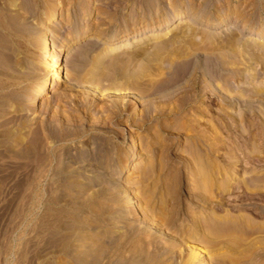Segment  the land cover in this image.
I'll return each instance as SVG.
<instances>
[{
	"label": "rangeland",
	"instance_id": "rangeland-1",
	"mask_svg": "<svg viewBox=\"0 0 264 264\" xmlns=\"http://www.w3.org/2000/svg\"><path fill=\"white\" fill-rule=\"evenodd\" d=\"M52 1L0 0V264H183L199 240L184 230L202 211L247 221L242 264H264V58L247 54L264 41V0H60L49 22ZM42 27L58 82L56 64L40 61ZM149 58L160 72L133 83ZM135 132L145 160L119 175ZM228 240L206 248L220 260L192 264H231Z\"/></svg>",
	"mask_w": 264,
	"mask_h": 264
},
{
	"label": "bare ground",
	"instance_id": "bare-ground-1",
	"mask_svg": "<svg viewBox=\"0 0 264 264\" xmlns=\"http://www.w3.org/2000/svg\"><path fill=\"white\" fill-rule=\"evenodd\" d=\"M97 1H100V0H96V2ZM93 2H95V1H93ZM193 3V2H192ZM58 4H61V1L60 0H53L52 1V3L50 4V8L46 11V13H45V17H47V21H49L50 22V20H51V18L56 14V11H57V7H58ZM95 4V3H94ZM153 5V1H151L150 2V4H149V7L151 8V7H153L152 6ZM91 9V8H90ZM153 9V8H152ZM232 10V9H231ZM89 11H91V10H89ZM180 16H182V12H179L178 10L177 11H174L172 14H170L169 16L167 15V16H165L163 19H162V21H164L165 23H169V21L170 20H172V19H175V17L177 18V17H180ZM197 18V17H196ZM217 18H220V17H216V18H214V19H209L208 21H207V23L208 24H215L217 21H214V20H216ZM200 19V18H199ZM252 19V18H251ZM193 20V19H192ZM218 20V19H217ZM185 22V24H182V25H185L186 26V28H187V25L186 24H188V23H190V20H184ZM178 22H180V21H178ZM13 23V22H12ZM192 23V22H191ZM218 24H219V22H218ZM217 24V25H218ZM150 24L149 23H146V24H142V25H138L139 27H136L135 29H133L132 30V32H127L125 29V31H123V32H125V33H123V32H121V33H113L111 36H108V38L109 39H113L114 37H124L125 36V38H127L131 33H134L132 36H138V34H139V31L140 30H142V31H144L143 30V28L145 29V28H147V26H149ZM170 25V24H169ZM179 25V24H178ZM177 25V26H178ZM263 25V24H262ZM21 26V25H20ZM184 26V27H185ZM192 26V25H191ZM150 27V26H149ZM50 27H42V29H41V31H40V35H39V43H40V46L43 48V51H44V53H45V55L43 56V59L42 60H40V61H42V63H45V64H47V63H51V64H53V65H55L54 66V68H53V71H52V76H51V81L52 82H58L59 81V76H60V73H61V65L60 64H57V62H58V56H52V57H48L50 54H53L54 52H51L50 50L52 49V47L53 46H50V43H49V40H48V37H47V31H48V29H49ZM133 28V27H132ZM177 28V27H176ZM175 28V29H176ZM185 28V29H186ZM188 28H189V26H188ZM13 29V28H12ZM175 29H174V31H175ZM262 29H264V25L263 26H260L259 27V30H262ZM186 30H188V29H186ZM209 30V29H208ZM208 30H207V32H208ZM222 29H220V31H221ZM87 31H89L88 29L87 30H85L83 33H86ZM172 31V30H171ZM170 31V32H171ZM173 31V32H174ZM212 31V30H211ZM227 32V33H232V35L231 34H229V35H231L230 36V39H229V43H235V41H237V39H235V37L237 38V35H236V33H235V31H234V29H233V26H231V25H226L225 26V28L221 31V32ZM137 32V34H135ZM173 32L171 33V34H173ZM241 32V31H240ZM262 32H264V31H262ZM83 33H76V34H74L70 39H67L68 41H65V42H63L62 44H61V46L62 47H64V50L65 49H68V48H70V46L75 42V40L76 39H78V37H82V35H83ZM142 33V32H141ZM157 34V33H156ZM167 34V33H166ZM149 36V35H148ZM156 36V35H155ZM183 36V35H182ZM130 37H131V35H130ZM150 37V36H149ZM177 38V37H176ZM131 39V38H130ZM156 39H158V38H156ZM255 37H253V36H249V37H247V40H246V42L248 43V44H250V42H252L253 41V43L255 42ZM135 41L136 40H139L138 38L137 39H134ZM258 40V39H257ZM80 41H81V39H80ZM169 41H171V40H167V41H165V42H163V46H166L167 44H168V42ZM43 42L45 43V45L43 46ZM55 42V41H54ZM264 41H262V43H256L255 45L256 46H258V47H260V48H262V50H263V47H264V43H263ZM53 45V44H52ZM105 46V45H104ZM256 46H255V48H256ZM107 47V46H106ZM40 48V47H39ZM74 48V47H73ZM254 48V45L253 46H250L249 48H248V51H247V54H249V55H251V58H256V57H262V58H264L263 57V51H258L257 49H255ZM259 48V49H260ZM78 49V48H77ZM41 50V49H40ZM53 50V49H52ZM236 50V49H235ZM43 51H42V53H43ZM50 51V52H49ZM79 51V50H78ZM238 51V50H237ZM41 53V52H40ZM137 53V52H136ZM200 54V53H199ZM42 55V54H41ZM59 55V54H58ZM190 55V54H189ZM218 57H224V54L221 52V53H219V54H216ZM234 55H236V53H234ZM216 56V57H217ZM39 57H40V55H39ZM87 57H88V55H87V52H81L80 54H79V57L74 61V65H73V70H75V72H78V70H79V67H80V65L87 59ZM152 58H153V55L151 56ZM188 57V56H187ZM216 57H213L212 55H207L206 56V63L208 64V66L211 68V69H215L216 68V66H218V65H216ZM217 57V58H218ZM222 57V58H223ZM68 58V57H67ZM152 58H149L148 60H146V62L141 66V68L139 69V70H137L135 73H132V75H130V78L132 79V82L133 83H137L138 84V82L140 83L141 81L140 80H143V78H145L146 76H154V75H157L159 72H157L158 70H157V67L155 68V66H154V64L152 63ZM168 59V58H167ZM192 59V58H191ZM218 60V59H217ZM138 61V60H137ZM195 61V60H194ZM132 62V61H131ZM41 63V62H40ZM222 64V63H221ZM42 65H44V64H42ZM42 67V66H41ZM189 68V62H185V63H183V65L179 68L180 69V71L178 72V73H180L181 71H186L187 69ZM102 69V68H101ZM157 70V71H156ZM216 70V69H215ZM219 70V69H218ZM104 73V72H103ZM102 73V74H103ZM213 73V72H212ZM219 72H217V74H218ZM63 74V73H62ZM216 74V75H217ZM221 74V73H220ZM217 77V76H216ZM155 78V77H154ZM224 79H223V81L225 82V79H226V77H223ZM40 80V79H39ZM146 80V79H145ZM95 81H96V79H95ZM150 81V80H149ZM59 83H61V82H59ZM133 83H131V84H133ZM38 87L36 88V90H35V93H34V95L30 98V100H31V103H33V102H35L36 100H37V98L39 99V97H40V95H41V93L46 89V88H48L49 86H50V84L48 83V81H47V78L46 79H41L40 80V82H38ZM224 86V85H223ZM226 86V85H225ZM221 89H222V87H221ZM48 90V89H47ZM185 99V98H184ZM38 101V100H37ZM43 101H41V103H42ZM40 103V104H41ZM145 105H147V104H145ZM148 107V106H147ZM150 107V106H149ZM148 107V108H149ZM34 110V109H33ZM32 111V110H31ZM34 112V111H33ZM36 112V111H35ZM34 112V113H35ZM194 123V122H193ZM192 124V123H191ZM190 124V125H191ZM220 125V124H219ZM139 133H133L132 134V141H131V144H130V148H131V154H129L127 157L125 156V157H123L122 158V160H121V162H120V164L118 165V167H120L121 168V170L119 171V175H120V173H121V171H123V170H130L131 169V164L133 163V161L134 160H136L138 157L140 158V157H142L141 155H142V153L140 152V156L138 155L137 156V153H138V150L139 149H141L142 147H143V142H142V137H140V139H141V145H140V143H138V141H139ZM104 144H105V147L106 146H109L110 145V142H108V141H105L104 142ZM103 146V145H102ZM107 148V147H106ZM109 148V147H108ZM108 148L106 149V151L105 152H101L102 154H101V160H103L104 158L105 159H107L109 156H110V158H111V155H109V152H111V151H109L108 150ZM143 149V148H142ZM142 151V150H141ZM98 154H100V153H98ZM98 156V155H97ZM100 156V155H99ZM130 157L132 158V159H130ZM109 158V159H110ZM130 159V160H129ZM144 160H145V158L144 157H142L141 158V160H137V162H136V166L135 167H137V166H140L141 164H143L142 162H144ZM101 162V161H100ZM102 163V162H101ZM149 163V162H148ZM149 165V164H148ZM116 166V165H115ZM124 166V167H123ZM134 167V168H135ZM147 167V166H146ZM146 167H144L143 169L144 170H147V168ZM117 169V168H116ZM133 169H131V171H132ZM145 172V171H144ZM148 173H150L149 172V169H148V171H146V174H148ZM145 174V175H146ZM214 175V174H213ZM143 177H142V175H141V177H140V179H142ZM213 177H211V179H212ZM214 178H215V176H214ZM139 179V180H140ZM127 180V179H126ZM129 181V180H128ZM124 183V182H123ZM122 183V184H123ZM170 184V183H169ZM246 184H247V182H246ZM123 186H126V184H123ZM248 186V185H247ZM165 187V186H164ZM220 187V186H219ZM218 187V188H219ZM162 190V189H161ZM166 191V190H165ZM138 192H137V190H136V193L135 192H133V191H130V192H128V199H130V200H134L133 198L135 197V199H136V197H138L139 195L137 194ZM165 193V192H164ZM205 193V192H204ZM165 194H167V193H165ZM163 197V196H162ZM138 199V198H137ZM141 200H142V197L140 198ZM159 200H160V197H159ZM161 200H163V199H161ZM131 202V201H130ZM159 202H161V201H159ZM131 203H133V202H131ZM141 203V204H140ZM140 203L138 202V204H134V207H141V205H142V201H140ZM166 203V202H165ZM163 204H164V202L162 203V206H163ZM167 204V203H166ZM145 205V204H144ZM131 206V205H130ZM158 208H159V206H158ZM161 208V207H160ZM162 208H164V207H162ZM161 208V209H162ZM143 209H145L146 210V212H145V214H146V216L148 217L149 216V211L147 210V208H145V206L143 207ZM210 210V209H209ZM160 211V216L162 215V217L163 218H165L166 217V213H165V210H163V211H161V210H159ZM125 212V211H124ZM166 212H168V211H166ZM205 212L206 211H202L201 213H199L198 215H196V220H195V224L194 225H192V226H189L188 227V229H185L184 231L187 233V234H185L188 238H199V240L197 241V246H193L192 245V249L190 250V253H188V255H187V257H186V259H185V262L183 261V264H192L194 261H196V260H199V261H201L202 260V254L203 253H205V255L208 257V259H210V258H213V257H215L217 260H220L219 259V257L217 258V256L218 255H216V254H214V255H212V254H210V252L208 251V250H206V248L207 247H209L211 244H212V241L213 242H215L216 240L218 241L219 239H221V238H224V237H227L229 240H228V243L227 242H225V243H227V244H231L234 248H233V252H232V254H231V257H230V261H231V264H242L243 262H244V260H245V258H246V256H247V254H248V251L247 250H244V249H241V247H240V249L238 248L239 247V244L240 243H242L243 241H245V240H248V239H246L247 238V230H248V227H249V223L247 222H243L242 221V219L240 220V219H237V218H235V217H233V215H232V217H230V216H226V215H218L217 213H214V215H212V217H205ZM211 212V211H210ZM217 212V211H216ZM218 212H220V211H218ZM207 214H209V212H206ZM153 214V213H152ZM169 214V213H168ZM170 215V214H169ZM150 217V216H149ZM148 217V218H149ZM171 217V216H170ZM239 218V217H238ZM162 221H163V219H162ZM152 222V221H151ZM155 222V221H154ZM171 222H172V220H171ZM252 225V224H251ZM252 227V226H251ZM250 227V228H251ZM251 232H249V234H250ZM192 235V236H191ZM223 240V239H222ZM226 241H227V239H225ZM250 241V240H249ZM247 242V241H246ZM244 243V242H243ZM214 244V243H213ZM215 244H217V243H215ZM214 244V245H215ZM219 244H220V242H219ZM218 246V245H217ZM241 246V245H240ZM211 247V246H210ZM213 249V248H212ZM254 249V248H253ZM254 251V250H253ZM204 255V254H203ZM206 258V257H205ZM184 259V258H183ZM212 260V259H211ZM208 262V261H207ZM206 263V262H205ZM204 263V264H205ZM209 263V262H208ZM217 263V262H216ZM220 263H222V262H218V264H220ZM229 263V262H228Z\"/></svg>",
	"mask_w": 264,
	"mask_h": 264
}]
</instances>
